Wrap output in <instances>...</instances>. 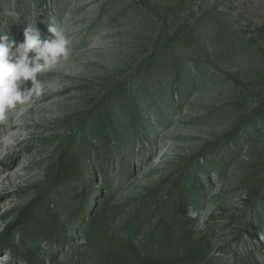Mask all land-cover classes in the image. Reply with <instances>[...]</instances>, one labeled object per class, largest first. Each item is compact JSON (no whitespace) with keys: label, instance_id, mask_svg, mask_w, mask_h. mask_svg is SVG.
<instances>
[{"label":"rangeland","instance_id":"1","mask_svg":"<svg viewBox=\"0 0 264 264\" xmlns=\"http://www.w3.org/2000/svg\"><path fill=\"white\" fill-rule=\"evenodd\" d=\"M50 22L72 51L0 123V264L116 254L117 240H86L85 221L108 196L106 242L136 225L139 244L157 220L190 207L204 216L203 228L189 220L209 241L208 263L264 264V0H0V33L17 44L28 26L49 39ZM81 128L94 148L83 181L53 190L61 223L50 217L51 235L18 243L21 213L47 192ZM236 128V140L223 139Z\"/></svg>","mask_w":264,"mask_h":264},{"label":"trees","instance_id":"2","mask_svg":"<svg viewBox=\"0 0 264 264\" xmlns=\"http://www.w3.org/2000/svg\"><path fill=\"white\" fill-rule=\"evenodd\" d=\"M256 112L258 114L259 111ZM75 132L78 136L76 143L71 145V139L72 141L75 140V137L72 136L64 149V154L57 159L59 168L54 173V182L52 184L50 183L51 185L46 193L35 200V203L30 206L26 214L24 212L21 213L18 221L20 225L16 227V230L18 229L20 232L18 243L27 242V239H29V241H34L48 234L51 235L53 228H57L61 223V219L59 220V216L54 213L55 211H50L49 209V201L52 200L51 196L53 195V190L60 189L57 188L59 184L65 187L68 184L75 185L78 182L80 183V180L83 181L84 178L82 175L86 174L87 171L85 169L87 165L86 156L94 147L84 128L78 129ZM239 132V129L236 128L228 136H224L223 139L234 138V140H236ZM222 145L223 141L220 139L212 143L211 149L219 150ZM84 184L85 183H83V185ZM74 185L72 187L73 190L76 188ZM59 191L60 190H58V192ZM75 194L73 196L76 197ZM84 194L87 195V192L84 191ZM110 198L111 196H108V198L104 199L102 209L95 207L92 211L93 213L85 221L89 222L88 226L90 228L86 235L88 245L95 246L101 243L103 246L105 243L109 244V242H115V240H117L121 246V250L117 251L116 254L112 253L110 248H108L104 254L103 261L99 264H212V262L208 263L207 260L209 241L206 237H202L201 239L194 238L188 212L185 210L182 212H175L169 218L164 216L157 220V229L154 233L148 234V240H141L139 244H135L134 240L129 236V233H134L135 237L139 235V231L135 227L136 225H134L132 232L125 230L128 233L127 235L113 236L111 237L112 239L106 242V239H109L110 235L106 232L103 223L105 221L104 216ZM101 199L102 198H99L97 200L99 201ZM144 202L147 208L149 203H147L146 200ZM69 206L67 215L70 213L72 218L76 220L77 216L80 218L79 213H77L79 207L76 206L73 200L70 201ZM144 208L145 207H143L142 212H138V214L133 217L134 221H138L139 216L143 212L146 213V209ZM49 211L51 213H48ZM50 217L53 219V228H49V226L46 225V221ZM245 264L252 263L250 259H248Z\"/></svg>","mask_w":264,"mask_h":264},{"label":"clouds","instance_id":"3","mask_svg":"<svg viewBox=\"0 0 264 264\" xmlns=\"http://www.w3.org/2000/svg\"><path fill=\"white\" fill-rule=\"evenodd\" d=\"M48 32L50 38L42 40L41 30L28 26L23 32V41L18 44L9 34L0 33V123L8 119L10 110L28 103L33 94L43 92L39 79L42 73L60 60L68 59L72 49L66 29L50 22ZM188 216L198 218L195 226L204 227L201 212L189 207Z\"/></svg>","mask_w":264,"mask_h":264}]
</instances>
